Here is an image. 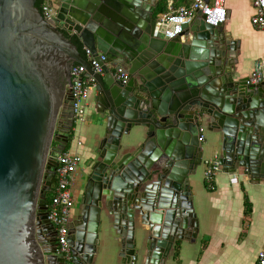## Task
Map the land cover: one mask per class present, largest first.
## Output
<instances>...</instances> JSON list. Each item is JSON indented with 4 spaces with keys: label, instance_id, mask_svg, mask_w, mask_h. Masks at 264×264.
Returning <instances> with one entry per match:
<instances>
[{
    "label": "water",
    "instance_id": "95a60500",
    "mask_svg": "<svg viewBox=\"0 0 264 264\" xmlns=\"http://www.w3.org/2000/svg\"><path fill=\"white\" fill-rule=\"evenodd\" d=\"M37 1L0 0V264H94L112 229L129 264L139 241L144 264H166L176 240L199 232L191 180L204 130L224 170L262 178L264 81L247 84L237 42L201 12L166 39L155 30L160 0H51L54 22ZM74 39L111 66L95 73ZM81 65L95 78L102 137L63 253L47 194L75 121L72 66Z\"/></svg>",
    "mask_w": 264,
    "mask_h": 264
},
{
    "label": "crops",
    "instance_id": "0c3cea01",
    "mask_svg": "<svg viewBox=\"0 0 264 264\" xmlns=\"http://www.w3.org/2000/svg\"><path fill=\"white\" fill-rule=\"evenodd\" d=\"M148 5L156 0H144ZM194 0H160L159 4L173 3L175 8L190 6ZM150 6V5H149ZM227 21L222 25V33L227 41H235L239 46L237 67L243 76L250 77L258 62L264 65V33L256 29L251 20L256 13L253 0H226ZM163 13V12H161ZM160 13H158L159 15ZM82 50L86 47L79 39ZM84 121L76 122L73 137L78 131L77 143L69 151L77 152L83 163L78 166L71 185L73 201L70 219L81 211V199L90 172L89 159L99 147L102 137L98 124V94L93 88L84 108ZM202 142L203 160L220 154L219 145L213 133L204 130ZM77 140V141H78ZM203 162V161H202ZM264 171V170H263ZM54 185L52 186L53 189ZM195 214L199 220L196 238L178 239L169 252L166 264H255L264 246V173L259 180L241 171L222 170L215 174L211 183L204 177L203 163L198 174L191 180ZM51 189V190H52ZM53 195V192H51ZM116 230L111 235L105 231L100 234V246L94 264H129L122 257L120 243L115 240ZM180 242L178 258L175 257V244ZM58 243V242H57ZM135 264H144L145 246L137 244Z\"/></svg>",
    "mask_w": 264,
    "mask_h": 264
},
{
    "label": "built area",
    "instance_id": "2783aa9c",
    "mask_svg": "<svg viewBox=\"0 0 264 264\" xmlns=\"http://www.w3.org/2000/svg\"><path fill=\"white\" fill-rule=\"evenodd\" d=\"M51 0H45L42 5V13L46 20L55 21L57 10L50 3ZM170 2V0H167ZM226 0H194L190 6H180L175 8L173 3L168 4L166 12L157 15L155 30L161 33L166 39H173L182 31L184 25L194 20L198 12L204 16L205 23L212 26H220L227 21ZM256 9L252 17L253 26L264 33V0H253ZM84 55L90 62L95 73H103L105 67L111 66L107 56L100 53L96 55L91 49L85 47ZM84 65L72 66V88L73 110L75 121H84V108L87 105L91 91L95 86L93 75H87ZM114 76L123 83L128 80V73L124 68L114 69ZM264 81V65L258 62L249 77L247 84H258ZM204 141V135L199 138ZM78 145H82L80 140ZM82 162V157L77 152L65 150L57 158V166L54 168L56 183L53 187V195L50 204H48V219L53 224L57 233V242L59 251L65 253L68 250L69 223L70 214L74 206L72 194V181L74 174ZM204 177L207 183H211L215 174L222 170L219 155L215 154L211 158L203 160ZM136 258L133 257L130 264H135ZM255 264H264V246L260 250Z\"/></svg>",
    "mask_w": 264,
    "mask_h": 264
},
{
    "label": "trees",
    "instance_id": "16d2710c",
    "mask_svg": "<svg viewBox=\"0 0 264 264\" xmlns=\"http://www.w3.org/2000/svg\"><path fill=\"white\" fill-rule=\"evenodd\" d=\"M45 2V0H38L37 1V6L40 8V10H42V5H43V3ZM166 3V2H165ZM159 4L160 6H159V10L157 11V14L158 13H161V12H166L167 11V6H166V4ZM74 41H75V43H77L78 45H79V47H80V50L82 51V53L84 54V51L82 50V46H81V44L76 40V39H74ZM68 148H69V146L67 147V149L66 150H68ZM53 191V189L50 191V192H48V194H47V203L48 204H50V202H51V198H52V194H51V192ZM179 252H180V242L178 241L176 244H175V257L176 258H178V256H179Z\"/></svg>",
    "mask_w": 264,
    "mask_h": 264
},
{
    "label": "flooded vegetation",
    "instance_id": "af4514ba",
    "mask_svg": "<svg viewBox=\"0 0 264 264\" xmlns=\"http://www.w3.org/2000/svg\"><path fill=\"white\" fill-rule=\"evenodd\" d=\"M157 15H158V14L155 13V15H154V18H155V19L157 18ZM67 34H68V33H67ZM75 123H76V121H74V123H73V125H72V128H71L72 130L74 129V125H75ZM63 124H66V126L69 128L70 125H71V122H70V120L68 119V122H65V121H64V122H62V125H63ZM62 129H63L62 127H59L58 130H57V135H58V137H57V139H55V140L53 141V145H54V146H57V145L59 144V143H58V141H59L58 139H59V136H60L61 133H62V132H61ZM65 129H66V128H65ZM66 130H67V129H66ZM72 130H71V133H70V134H67V136H68V140H69L68 143H67V147L70 145V143L72 142V139H73V131H72ZM62 140H63V139H62ZM62 140H61V141H62ZM81 163H83V160H82ZM81 163H80V165H81Z\"/></svg>",
    "mask_w": 264,
    "mask_h": 264
},
{
    "label": "rangeland",
    "instance_id": "374dc122",
    "mask_svg": "<svg viewBox=\"0 0 264 264\" xmlns=\"http://www.w3.org/2000/svg\"><path fill=\"white\" fill-rule=\"evenodd\" d=\"M77 127H78V131L75 133V137H73L72 142L69 145V148H68L69 150H70L71 146L73 147L77 143V140H78V137H79V129L81 127V124L78 123ZM212 156H210L209 158H211ZM74 203H75V201H74Z\"/></svg>",
    "mask_w": 264,
    "mask_h": 264
}]
</instances>
